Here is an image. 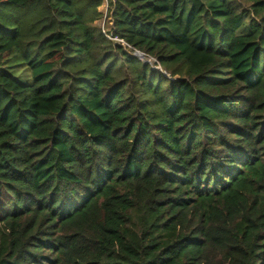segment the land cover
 I'll list each match as a JSON object with an SVG mask.
<instances>
[{"label": "trees", "instance_id": "1", "mask_svg": "<svg viewBox=\"0 0 264 264\" xmlns=\"http://www.w3.org/2000/svg\"><path fill=\"white\" fill-rule=\"evenodd\" d=\"M101 4L0 0V264H264V0Z\"/></svg>", "mask_w": 264, "mask_h": 264}, {"label": "built area", "instance_id": "2", "mask_svg": "<svg viewBox=\"0 0 264 264\" xmlns=\"http://www.w3.org/2000/svg\"><path fill=\"white\" fill-rule=\"evenodd\" d=\"M118 0H102V4L99 7V11L102 14V18L99 21V26L102 28L103 34L110 40L114 42H118L130 48L128 44L125 43L124 40L120 39L119 37H114L111 33V23H110V11L112 10L113 6L117 3ZM101 22L103 24H101ZM107 26V28H106Z\"/></svg>", "mask_w": 264, "mask_h": 264}, {"label": "water", "instance_id": "3", "mask_svg": "<svg viewBox=\"0 0 264 264\" xmlns=\"http://www.w3.org/2000/svg\"><path fill=\"white\" fill-rule=\"evenodd\" d=\"M134 56L140 58V59H141L143 62H145V63H149V64H151V65L153 66L154 69L157 68V66H156V64H157L156 60L153 59L152 57H149V56L146 55L145 53H143V52L137 50V51L134 52Z\"/></svg>", "mask_w": 264, "mask_h": 264}, {"label": "rangeland", "instance_id": "4", "mask_svg": "<svg viewBox=\"0 0 264 264\" xmlns=\"http://www.w3.org/2000/svg\"><path fill=\"white\" fill-rule=\"evenodd\" d=\"M251 18H252V16H251V13L246 17V19H245V21H246V26L243 28V30H240L239 32H238V34H245L247 31H248V29H249V25H250V22L252 21L251 20ZM100 21V20H99ZM99 23V22H98ZM101 24H103L102 22H101ZM106 28H107V26H106ZM159 70L161 71V68L159 67ZM164 74H166L165 72H164Z\"/></svg>", "mask_w": 264, "mask_h": 264}, {"label": "clouds", "instance_id": "5", "mask_svg": "<svg viewBox=\"0 0 264 264\" xmlns=\"http://www.w3.org/2000/svg\"><path fill=\"white\" fill-rule=\"evenodd\" d=\"M157 62V61H156Z\"/></svg>", "mask_w": 264, "mask_h": 264}]
</instances>
